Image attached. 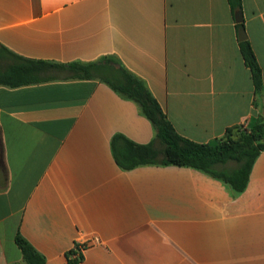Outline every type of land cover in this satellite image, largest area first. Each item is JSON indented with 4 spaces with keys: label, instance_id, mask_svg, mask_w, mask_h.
<instances>
[{
    "label": "crops",
    "instance_id": "0c3cea01",
    "mask_svg": "<svg viewBox=\"0 0 264 264\" xmlns=\"http://www.w3.org/2000/svg\"><path fill=\"white\" fill-rule=\"evenodd\" d=\"M238 12L242 24L229 0H0V51L60 66L113 58L180 136L215 144L264 121L239 35L264 81V0ZM60 72L0 86V264H26L18 234L46 264H71L93 236L80 264H264V151L239 194L193 168L123 170L113 139L150 144L153 124L103 80Z\"/></svg>",
    "mask_w": 264,
    "mask_h": 264
},
{
    "label": "trees",
    "instance_id": "16d2710c",
    "mask_svg": "<svg viewBox=\"0 0 264 264\" xmlns=\"http://www.w3.org/2000/svg\"><path fill=\"white\" fill-rule=\"evenodd\" d=\"M229 2L235 13L241 10L242 0ZM240 50L252 73L255 93L261 94L264 90L263 73L251 43L247 40L240 42ZM0 56L13 60L12 64L0 68V86L18 88L43 83L50 80L41 77L43 70L61 68L68 70L74 79H101L124 97L137 102L153 124L156 138L150 144L139 145L123 136H116L112 150L123 170L149 165L193 168L227 183L239 194L246 189L254 163L264 151L263 120L245 129L244 126L229 128L215 144H200L180 136L146 86L113 58L90 64L60 66L19 57L7 50L0 51ZM236 131L239 132L238 137L235 136ZM157 139L163 145L162 150L156 148ZM16 243L26 264H46L44 256L20 234L16 236ZM75 255L77 251L72 250L70 263L80 264L83 256L74 259Z\"/></svg>",
    "mask_w": 264,
    "mask_h": 264
},
{
    "label": "rangeland",
    "instance_id": "374dc122",
    "mask_svg": "<svg viewBox=\"0 0 264 264\" xmlns=\"http://www.w3.org/2000/svg\"><path fill=\"white\" fill-rule=\"evenodd\" d=\"M61 68H50V69H46L43 70V72L41 73V77L45 78V79H56V78H63L65 77V73L60 72ZM71 75V74H70ZM248 128L247 126L243 127ZM235 136L238 137L239 136V132L236 131ZM156 148L158 150H162L163 149V145L161 143V141L159 139L156 140Z\"/></svg>",
    "mask_w": 264,
    "mask_h": 264
},
{
    "label": "built area",
    "instance_id": "2783aa9c",
    "mask_svg": "<svg viewBox=\"0 0 264 264\" xmlns=\"http://www.w3.org/2000/svg\"><path fill=\"white\" fill-rule=\"evenodd\" d=\"M101 243H102L101 239L97 236L90 237L86 239L85 241L77 242L73 249V251H77V255H75L73 258L76 259V258H79L80 256H83L84 252L89 247H92L94 245H98Z\"/></svg>",
    "mask_w": 264,
    "mask_h": 264
},
{
    "label": "water",
    "instance_id": "95a60500",
    "mask_svg": "<svg viewBox=\"0 0 264 264\" xmlns=\"http://www.w3.org/2000/svg\"><path fill=\"white\" fill-rule=\"evenodd\" d=\"M236 20H237L238 24H242L243 23V15H242L241 12H237ZM239 35H240V41L241 42L247 40L244 28L240 29V34Z\"/></svg>",
    "mask_w": 264,
    "mask_h": 264
}]
</instances>
